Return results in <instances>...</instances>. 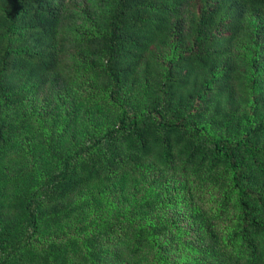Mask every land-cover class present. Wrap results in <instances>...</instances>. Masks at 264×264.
Listing matches in <instances>:
<instances>
[{
	"label": "trees",
	"instance_id": "1",
	"mask_svg": "<svg viewBox=\"0 0 264 264\" xmlns=\"http://www.w3.org/2000/svg\"><path fill=\"white\" fill-rule=\"evenodd\" d=\"M83 2L0 0V264H264V0H94L87 26ZM78 61L112 124L30 167L6 114L66 91ZM156 171L193 188L76 226L88 190ZM177 193L185 241L157 219Z\"/></svg>",
	"mask_w": 264,
	"mask_h": 264
},
{
	"label": "rangeland",
	"instance_id": "2",
	"mask_svg": "<svg viewBox=\"0 0 264 264\" xmlns=\"http://www.w3.org/2000/svg\"><path fill=\"white\" fill-rule=\"evenodd\" d=\"M93 2L94 0H84L79 8L86 26L92 14L90 7ZM83 68L79 66V61L78 67L72 68L76 80L66 91L54 95L46 92L41 96H33L6 114L17 124L24 126L25 130L9 140L8 146L30 167L38 166L40 156L57 137L73 147L79 145V140L83 141L91 134H99L112 124V114L108 110H99L103 105L96 106L95 103L102 102L104 96L99 94L96 86L91 87V76ZM185 187L193 188V184L185 177L177 175L162 179L157 171L145 176L143 180L130 179L123 189L121 185L110 188L95 186L81 197L86 203V210L83 220L76 226L91 231L95 226L114 218L124 205L161 195L165 189L183 190ZM174 199L176 205L160 212L157 219L174 223L173 230L185 241L191 233L189 215H184L188 208L180 193L175 194ZM235 215L237 212L231 210L224 222L219 224L218 229L224 240L232 233L233 225L230 220ZM70 232L75 234L73 230ZM180 256L176 255L178 260L181 259Z\"/></svg>",
	"mask_w": 264,
	"mask_h": 264
}]
</instances>
